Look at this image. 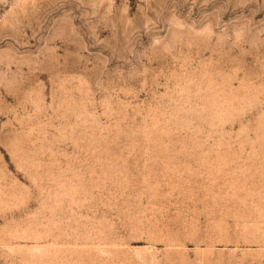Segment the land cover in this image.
Listing matches in <instances>:
<instances>
[{"label": "rangeland", "instance_id": "rangeland-1", "mask_svg": "<svg viewBox=\"0 0 264 264\" xmlns=\"http://www.w3.org/2000/svg\"><path fill=\"white\" fill-rule=\"evenodd\" d=\"M0 264H264V0H0Z\"/></svg>", "mask_w": 264, "mask_h": 264}]
</instances>
